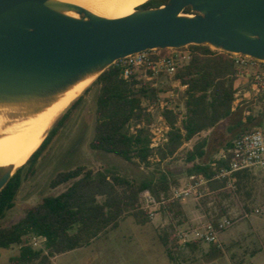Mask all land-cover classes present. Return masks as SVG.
I'll list each match as a JSON object with an SVG mask.
<instances>
[{
    "label": "trees",
    "instance_id": "trees-1",
    "mask_svg": "<svg viewBox=\"0 0 264 264\" xmlns=\"http://www.w3.org/2000/svg\"><path fill=\"white\" fill-rule=\"evenodd\" d=\"M167 1L148 0L138 8H158ZM183 12L192 13L189 7ZM188 47L191 58L176 73V78L187 85L185 117L178 127L176 116L165 112L171 129L167 143L157 150L160 160L174 157L184 143L235 115L231 107L234 91L238 86L239 70L229 58V53L212 49L208 45ZM94 83L98 86V91L89 148L115 155L127 162L136 160L138 163H146L152 152L149 149L146 127L138 129L136 134H130L127 126L132 121L145 120L148 123L151 120L141 104L143 100L152 101L156 92L134 75L123 79L118 61L104 70ZM80 99L81 97L74 104ZM66 118L67 112L58 119L39 148L0 190V220L14 206V199L21 185L22 169L25 165H29V170L34 167L42 151L57 134V126H62ZM246 122L251 128L245 132L263 123L262 119L251 117H247ZM232 142L227 143L226 150L231 147ZM206 146V139H202L185 152V161L189 165L188 175L203 174L209 177L212 174L210 163L213 160L204 161ZM226 163L222 159L217 160L218 167ZM249 172L250 170H246L238 173V191ZM171 184L176 183L165 172H158V175L138 181L114 173L93 171L84 166L57 171L49 180V187L55 189L65 186L61 192L44 196L39 203L27 208L15 223L0 226V249L20 246L18 254L10 257L6 264H52V259L56 256L81 248L100 234L117 228L121 219L130 216L136 224H145L150 220L139 207L140 193L147 189L158 198L168 191ZM209 187L217 190L221 185L212 182ZM225 193L231 195L230 191ZM162 211H166L171 220L183 216L182 204L177 202L169 203ZM175 228L173 223H169L167 229L170 231L160 237L164 246L170 241L173 248L182 253L187 249L194 251L199 248V241L179 246ZM29 235L43 237L44 249H34L24 243L23 239ZM219 253V248L209 245L208 257H215ZM167 254L174 261L169 250Z\"/></svg>",
    "mask_w": 264,
    "mask_h": 264
},
{
    "label": "rangeland",
    "instance_id": "rangeland-1",
    "mask_svg": "<svg viewBox=\"0 0 264 264\" xmlns=\"http://www.w3.org/2000/svg\"><path fill=\"white\" fill-rule=\"evenodd\" d=\"M168 83L165 80L163 87L166 88ZM97 91L98 86L92 82L80 94L81 99L74 104L78 97L62 113L67 112V118L62 126H57V134L42 151L34 167L29 170V165H25L22 169L21 185L15 196L14 206L0 220V226L15 223L27 208L39 203L44 196L61 192L65 186L55 189L49 187V180L57 171L84 166L93 171L114 173L138 181L158 175V172H165L176 184H182L188 177L189 168L185 152L196 142L206 139L204 161L208 162L217 159L226 150L227 143L251 128L246 122L247 117L262 119L264 122L262 102L243 104L234 111V116L214 129L197 135L174 157L144 164L136 160L127 162L115 155L89 148L93 136ZM58 119L50 129L55 127ZM225 191L208 195L199 204L188 199L184 206L185 209L190 205L192 209L198 210L201 220L241 218L244 213L248 214L220 235V253L215 257L207 256L209 245L203 242L198 243V249H187L183 253L174 249L170 241L164 246L160 237L170 231L167 229L169 223H173L177 233L196 227L198 220L189 221L185 212L183 216L171 220L166 211H162L157 218L145 224H136L130 216L121 219L117 228L100 234L81 248L56 256L52 259V264H264V175L254 168L237 192V197ZM255 208H262V213H253ZM23 241L34 249H44L43 242L34 240V235L25 237ZM34 241H37L36 245L32 244ZM19 249V245L0 249V264L8 263L10 257L18 254ZM168 250L173 254L174 261L170 260Z\"/></svg>",
    "mask_w": 264,
    "mask_h": 264
},
{
    "label": "water",
    "instance_id": "water-1",
    "mask_svg": "<svg viewBox=\"0 0 264 264\" xmlns=\"http://www.w3.org/2000/svg\"><path fill=\"white\" fill-rule=\"evenodd\" d=\"M189 45L264 61V0H168L112 19L61 1L0 0V101L50 96L129 55ZM0 170L1 190L15 172Z\"/></svg>",
    "mask_w": 264,
    "mask_h": 264
},
{
    "label": "built area",
    "instance_id": "built-area-1",
    "mask_svg": "<svg viewBox=\"0 0 264 264\" xmlns=\"http://www.w3.org/2000/svg\"><path fill=\"white\" fill-rule=\"evenodd\" d=\"M190 58L191 50L185 46L145 50L118 60L123 79L134 75L156 92L152 101L143 100L141 104L151 120L148 123L145 120L132 121L127 126L130 134H136L138 129L146 127L149 149L152 151L147 163L160 162L157 150L163 148L168 141L171 128L165 118V112L176 116L178 127L185 117L187 85L176 78V73L189 62ZM229 58L239 70L237 77L242 80L234 91L231 110L234 112L243 104L257 101L264 104V61L236 53H229ZM164 79L169 82L166 88L163 87ZM220 159L227 161L226 165L218 167L217 160ZM210 167L212 174L209 177L203 174L188 175L184 183L171 184L168 191L160 194L158 198L149 190H143L139 196L140 209L149 220H154L172 202L182 204L191 199L199 204L206 196L225 190L237 197L238 173L257 168L264 175V122L236 137L231 147L214 159ZM212 182L219 183L221 187L211 190L209 185ZM253 213L260 215L262 208H255ZM247 216L248 214L244 213L241 218L223 217L214 221L199 218L196 227L176 233V242L183 246L199 241L221 248L220 235ZM35 239L44 244L43 237L34 236ZM32 244L36 245L37 241Z\"/></svg>",
    "mask_w": 264,
    "mask_h": 264
},
{
    "label": "bare ground",
    "instance_id": "bare-ground-1",
    "mask_svg": "<svg viewBox=\"0 0 264 264\" xmlns=\"http://www.w3.org/2000/svg\"><path fill=\"white\" fill-rule=\"evenodd\" d=\"M72 3L105 18L128 16L148 0H53ZM79 18L71 12H63ZM95 71L46 97L0 101V168L15 172L39 148L60 115L99 76ZM63 115V114H62Z\"/></svg>",
    "mask_w": 264,
    "mask_h": 264
},
{
    "label": "crops",
    "instance_id": "crops-1",
    "mask_svg": "<svg viewBox=\"0 0 264 264\" xmlns=\"http://www.w3.org/2000/svg\"><path fill=\"white\" fill-rule=\"evenodd\" d=\"M241 81H242V80H241V79L239 80V78H238V80H237V85H238V86L240 85ZM190 142H191V141H189V142H187V143H184L182 147L187 146L188 144H190ZM250 171H251V170H250ZM186 204H187L186 202L182 203V210H183V212H185L184 215L187 216V218L189 219V221L194 222V221L199 220V218H201V215L198 214V210H196V209H192V208L190 207V205H188L189 208L185 209L184 206H185Z\"/></svg>",
    "mask_w": 264,
    "mask_h": 264
}]
</instances>
